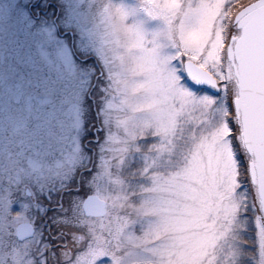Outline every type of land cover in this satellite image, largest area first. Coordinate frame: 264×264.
<instances>
[{
	"label": "rangeland",
	"instance_id": "rangeland-1",
	"mask_svg": "<svg viewBox=\"0 0 264 264\" xmlns=\"http://www.w3.org/2000/svg\"><path fill=\"white\" fill-rule=\"evenodd\" d=\"M54 1L62 18L84 13L77 39L104 71L94 105L85 103L80 85L45 59L52 26L33 33L26 15L0 16L2 252L27 214L13 205L30 207L45 186L74 185L79 170H93L80 136L93 140L97 122L96 171L86 182L103 185L109 176L115 264H264V227L228 126L236 89L226 44L234 16L254 0ZM186 62L209 73L221 94L189 86ZM174 75L194 95L178 90Z\"/></svg>",
	"mask_w": 264,
	"mask_h": 264
},
{
	"label": "flooded vegetation",
	"instance_id": "flooded-vegetation-1",
	"mask_svg": "<svg viewBox=\"0 0 264 264\" xmlns=\"http://www.w3.org/2000/svg\"><path fill=\"white\" fill-rule=\"evenodd\" d=\"M35 3H39V0H0V16L10 15L18 18L26 15L28 18L30 15L28 9H31ZM48 5L55 7L50 11L41 9L40 13H36L33 9V19L53 21L62 18V9L58 3L48 0ZM49 24L52 26L51 23L44 25ZM60 31L63 33V30ZM74 35L77 39V33H69L65 36L70 45L73 43ZM238 36L239 33L236 31L231 38ZM92 63L98 71L92 81L94 88L101 72L96 59L93 58ZM186 82L193 87L187 80ZM89 100L92 104L91 95ZM95 131L96 129L93 135L97 138ZM32 138L31 134L29 139ZM95 138L83 144V147L91 153V158L95 154L90 142H95ZM43 141H46L44 137ZM92 171V169L79 170L74 185L45 186L39 201H32L30 207L21 206L23 213H27L26 218L11 227V236L6 240L8 243L4 244V248L7 246L4 252H2L0 236V264L3 262L5 264H101L102 261L103 264H115L118 262L115 259L118 257V255L115 257L117 250L114 249L116 224L114 222L109 224V176L103 185H88L86 182L88 178L85 180V176ZM26 190L29 189L26 188L24 193ZM27 197H31V193ZM23 223L30 226L33 235L19 240L17 226ZM257 226L258 220H255L253 228L256 231Z\"/></svg>",
	"mask_w": 264,
	"mask_h": 264
},
{
	"label": "water",
	"instance_id": "water-1",
	"mask_svg": "<svg viewBox=\"0 0 264 264\" xmlns=\"http://www.w3.org/2000/svg\"><path fill=\"white\" fill-rule=\"evenodd\" d=\"M233 25L240 31L236 39H231L227 48V58L233 67L237 96L233 99L236 119L241 127V143L252 161L248 164L251 184L256 188L257 198L264 215V0L242 8L234 17ZM187 76L199 81L210 82L214 87L207 90L214 95L220 88L217 81L206 71L191 62L184 64ZM30 196L29 190L25 191ZM88 201L84 208H87ZM33 235L27 224L17 226V238L24 240Z\"/></svg>",
	"mask_w": 264,
	"mask_h": 264
},
{
	"label": "snow or ice",
	"instance_id": "snow-or-ice-1",
	"mask_svg": "<svg viewBox=\"0 0 264 264\" xmlns=\"http://www.w3.org/2000/svg\"><path fill=\"white\" fill-rule=\"evenodd\" d=\"M27 7V6H26ZM55 5H48V0H39V3H35L31 9H28L30 15L28 17V21H31V30L33 33L39 30L40 24L44 23H51L52 29L48 33V38L43 41L42 47L46 46L50 48L51 51V59H48V54H45V59L48 60L49 68L56 69L58 73L68 79L73 80L74 82L78 83L80 87L77 89L83 96L84 102L87 103L90 94L93 91V79H95V72L90 69L92 66L93 55L91 52H88L85 55V50L89 47L83 40H78L73 36V43L70 45L65 38V36L69 33L75 34L76 32H82L84 29V21L83 16L84 13L79 10L74 12L71 16L67 18H59L53 21H37L33 19V9L36 10V13H40L41 9H47L48 11L54 9ZM227 7V5H226ZM28 21H21V25L25 26ZM61 29H63V33H61ZM36 40H39L38 36L33 37ZM97 63L100 61L97 59ZM91 71L92 75L89 76V72ZM104 69H101L103 72ZM189 79H192L193 83L197 84L198 87H201L205 90L214 87L210 82L207 81H199L194 79L193 77L189 76ZM86 81V83H84ZM173 83L174 86L178 90H182L187 94L191 93L190 89L184 87L185 81L180 76H173ZM87 89V91H85ZM221 93L217 88L214 95L219 96ZM194 95V94H193ZM213 101L210 98H205L202 103H212ZM98 106V112L99 114ZM101 136V140L105 139L103 131L99 133ZM85 136H80V147L82 152L88 153L91 157V153L87 148H83V140ZM100 141H97L99 144ZM93 162V172L96 171L95 169V159L92 158ZM85 176V180L92 175ZM79 194V192L77 193ZM51 195V193H49ZM261 198L264 199V190L261 191ZM50 202V201H49ZM63 203V201H62ZM51 211H56V209H50ZM11 211L14 214H19L21 212V207L19 205H13ZM259 247L261 249V255L264 257V237L259 240ZM103 264V261L101 262Z\"/></svg>",
	"mask_w": 264,
	"mask_h": 264
},
{
	"label": "trees",
	"instance_id": "trees-1",
	"mask_svg": "<svg viewBox=\"0 0 264 264\" xmlns=\"http://www.w3.org/2000/svg\"><path fill=\"white\" fill-rule=\"evenodd\" d=\"M236 134L238 135L239 134V128H238V126H236ZM243 151V150H242ZM247 164H248V161H245L244 162V175H245V178L247 177V178H249L248 177V173H247V170H248V168H247ZM250 188H251V190L253 191V195H254V203H255V206L257 207V209H258V213L259 214H261L260 213V207H259V204H258V200H257V195L255 194V189L252 187V185H250Z\"/></svg>",
	"mask_w": 264,
	"mask_h": 264
}]
</instances>
